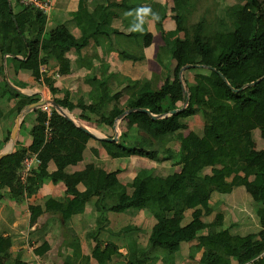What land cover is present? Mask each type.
<instances>
[{
  "label": "trees",
  "instance_id": "1",
  "mask_svg": "<svg viewBox=\"0 0 264 264\" xmlns=\"http://www.w3.org/2000/svg\"><path fill=\"white\" fill-rule=\"evenodd\" d=\"M87 1L79 0L77 11L68 15L70 26L66 20L48 29L45 12L21 5L19 0H0V102L5 109L4 119L12 118L13 123L28 104L38 101L37 95L24 96L8 82L31 63L37 66L30 73L33 83L44 85L58 106L86 125L111 127L128 109L143 108L153 115H165L153 120L146 113H130L120 121L118 140H101L100 144L110 159L139 157L177 166L166 175L156 168L140 169L129 190L117 180V171L106 172L98 165L88 164L81 171L69 173L70 166L82 161L92 137L51 108L48 121L51 137L45 141L47 113L39 108L27 114L34 119L33 125L23 119L12 153L0 160V201L22 203L50 181L62 185L64 197L71 196V200L60 210L64 198L58 202L47 198L44 209L35 206L31 210L30 225L43 211L59 209L62 220L70 219L81 214L85 203L93 199L95 210L102 211V216L96 219L98 225L107 223V213L142 210L153 216L156 223L148 234L147 247L140 250V256L135 255L134 263L128 264H174V254L188 240L184 225L187 211H191L193 222L208 217L213 213L212 196L225 198L238 187H244L245 193L264 207V150L254 149L253 138L258 131L264 141V0H235L231 6L214 0L213 10L205 11L212 17L208 19L203 13L196 21L191 19L196 0H171L173 30L164 29L163 7L153 16L165 40L156 53L162 71L144 81L124 76L114 84L107 68L98 72L94 67L95 60L99 62L97 55L86 58V64L83 55L80 63L90 71L86 79L89 90L85 99L73 104L68 89L58 86L56 81L59 78L56 75L70 72L66 51L81 54L92 35H96L100 41L105 40L109 50L124 55L130 50L118 42V38H123L135 44L137 52L133 50L130 54L142 60L143 50L152 43V34L146 31L140 35L134 31L124 34L109 24L111 13L134 9L128 0L119 3L106 0L104 6L98 5L92 12L87 10ZM123 15L127 26L126 14ZM136 24L137 20L132 28ZM74 27L82 34L81 43L71 35ZM44 41L51 49L43 48ZM51 59L57 70L52 71L48 65ZM186 65L205 68L183 71L186 87L183 91L179 72ZM39 67H43V73ZM257 80L260 81L248 86ZM186 100L182 111L167 116L170 111L181 109ZM197 114L202 118L203 132L191 127V119ZM12 128L13 125L0 137V152L8 143ZM130 129L135 130L134 136L130 135ZM28 138L30 143L25 147ZM173 143L177 148L172 147ZM149 144L157 148H150ZM28 154H36L40 164L22 184L19 172ZM50 164L55 167L52 172L48 171ZM205 168H210L209 174L203 173ZM79 185L83 191L78 190ZM255 215L258 227L251 229L243 226L242 213L237 224L225 229L222 212L212 222H204L202 231L189 242L203 250L197 264H232V259L240 261L243 255L248 264H264V209ZM132 229L124 227L121 233ZM11 245L10 237L0 239V264H27L19 257H10ZM93 249L99 264H110L119 255L113 243L103 245L98 241Z\"/></svg>",
  "mask_w": 264,
  "mask_h": 264
},
{
  "label": "crops",
  "instance_id": "2",
  "mask_svg": "<svg viewBox=\"0 0 264 264\" xmlns=\"http://www.w3.org/2000/svg\"><path fill=\"white\" fill-rule=\"evenodd\" d=\"M40 1L49 3V8L47 12H45L49 20L48 29L50 26H54L57 22H65L69 14L77 11L79 3V0ZM110 1L119 3L121 0ZM128 2L131 4H129L130 6L134 7L133 10L130 12H120L118 10V14L111 13L109 15L111 21L109 24L119 32L129 34L131 31H134L135 34L140 35L142 32L146 31L147 33L152 34L151 31L144 29V27H139L140 21H144L148 16L153 19L154 14H156L161 7H163V14H166L164 24L168 25V28L164 27V29L166 31L174 29V23L172 22L169 13V10L172 7L171 0H128ZM152 2L156 3L157 7L153 13L147 14L150 13L148 12V8ZM104 3H106V0H88L86 7L89 12H92L96 6H104ZM235 3L236 2L233 4ZM166 4L167 6L169 5L170 8H167ZM123 13L126 14L127 26L122 20L124 19ZM135 20H137V24L132 28ZM69 21L70 19L66 21L68 26L71 25ZM138 27L140 28L139 30H141L140 33H137L136 31ZM71 35L78 43L82 42L83 37L78 28H72ZM118 42L121 43L122 48L129 47V49L133 51L131 43L129 44L126 40H123V38H118ZM151 45L146 49L151 48ZM42 46L44 49H51L50 44L45 41L42 43ZM81 54L77 53L75 50L65 52L64 56L70 63V72L67 75L59 76L56 80L58 86L68 89L73 104H76L80 98L85 99L89 90L86 79L90 74V71L82 67L80 63V58L83 55H85L83 56L85 59H90L94 54L97 55L99 62H96L95 60L94 67L98 72H104L107 68L109 75H113L114 77L111 79L114 84L117 80L122 81L124 76L130 78L129 76L124 75L122 67L116 68L108 62L109 60L107 61L109 56L111 59L114 57L113 54L117 55L118 53L116 50H109L105 40L100 41L96 35H92V40ZM4 58L5 64L7 57L5 56ZM86 63L87 59L85 61V64ZM48 65L51 67L52 71L57 70V64L53 59L50 60ZM36 67V65L28 63L23 71H20L18 75L11 77V81L8 79V76L7 79L9 84L20 94L24 96L37 95L39 101L43 98V92L46 91L48 93V90L44 85L39 86L33 83L30 73ZM40 69H43V67H39V72ZM27 84H29V86L21 88L23 85ZM57 96L61 97L62 94H58ZM63 111L73 120L74 124L77 126L81 125L94 134V137L91 136L92 138H90L86 144V150L83 153L82 161L75 166H70L68 169L69 173L81 171L84 169V166L88 164L98 165L106 172L117 171V180L129 190L131 188L132 180L140 169L156 168L159 172L166 175L170 170H173L177 166L176 164H169L168 162L158 164L139 157L110 159L100 144V138H110L111 134V136L116 135L119 137L121 133V129L119 128L120 121L117 123L116 129H114V124L111 127L110 125H96L92 128L77 119L74 114L69 113L65 109H63ZM4 116L5 109L0 102V137L4 135L5 130L12 125L14 126L15 123V120L12 123V118H7L5 120ZM197 116L202 119L199 114H197L196 117ZM24 118L28 125L34 124L33 118H30L27 115L24 116ZM202 125L203 126L200 129L201 132H203L204 129V124ZM129 133L130 135L132 134L131 136H134L131 129L129 130ZM253 138L254 149L257 151L264 150V141L260 138L258 131H255ZM29 143L30 140L28 138L23 145L26 147ZM6 144L2 147L1 152H3ZM172 147L177 148V144L173 143ZM54 169V165L50 164L48 171L52 172ZM203 173L209 174L210 168H205ZM78 190L83 191V186L79 185ZM49 197L54 198L56 202L64 198L60 210L66 208L71 200V196L64 197V188L62 185H54L50 181H46L42 184L35 195L25 199L22 203L0 201V239L5 237H10L12 239V245L8 250L11 258L14 259L19 257L27 264H48L47 261L53 262L52 260H55L57 264H99V258L94 255L93 248L96 243L100 241L103 245L113 243L118 247L119 255L114 256L113 261L110 264L134 263L135 255L140 256V250L147 247L148 234L156 223L153 216L141 210L131 213L129 216L130 219L125 221V225L122 224L123 221L116 213H107L105 215L107 223H99L98 225L96 219L102 216V211L97 212L95 210L96 200L93 199L85 203L84 210L81 214L74 215L70 219L62 220L60 218L59 209L53 212L43 211L35 223L30 225L29 219L31 210L35 206H40L44 209V202ZM211 206L213 213L199 221H192L191 211L184 213V225H186L185 230L188 240L183 242L180 246V250L174 254V264H197L201 258L203 250L199 245H194L189 242L195 234L202 231L203 223L212 222L217 213H224L223 229L229 227L231 224H237L240 213H242V220H240L242 221L243 226L247 229H251L253 227H258L255 212L264 209L258 199L252 200L245 193L244 187L234 189L231 193L227 194L225 198L212 196ZM119 224H122V227L119 228ZM98 226H100L99 229H97ZM127 226H131L134 229L126 233H121V229ZM74 244L78 245V249H76ZM248 263L249 261L246 255H243L240 258V261L232 259V264ZM156 264L161 263L157 262Z\"/></svg>",
  "mask_w": 264,
  "mask_h": 264
},
{
  "label": "rangeland",
  "instance_id": "3",
  "mask_svg": "<svg viewBox=\"0 0 264 264\" xmlns=\"http://www.w3.org/2000/svg\"><path fill=\"white\" fill-rule=\"evenodd\" d=\"M213 1L214 0H196V2H194V6L192 8V14H191V19L192 21H196L198 17H200V15H202L203 13L206 14V9L210 10V12L213 10ZM223 2L224 5H232L235 0H221ZM170 4V3H169ZM167 6V4H166ZM157 7L156 3L150 4L149 8H148V12L147 14H151L154 12L155 8ZM169 7V5L167 6V8ZM170 8V7H169ZM170 13V12H169ZM171 15V13H170ZM207 18L210 19L211 13H207ZM139 27H144V29L151 31L153 36H152V47L149 49H144L143 50V56L144 58L142 60H138L136 57H134L132 54H130L131 49H129L130 51L127 50V53H125L124 55H120V54H113L114 57H112L110 59V56L108 57L107 61L109 63L112 64V66L116 67V68H121L122 67V71L124 73V75L129 76L130 78H132L133 80H139V81H144L146 79H149L152 77L153 74L158 73L161 71V67L158 64V62L156 61V53L159 50L160 46H163L165 44V40H164V36L161 34V32L159 31L158 27L155 25L154 23V19H152V17H147L144 21L142 20V22L140 21V26ZM138 27V29L136 30L137 33H140L141 30H139L140 28ZM164 27L168 28L167 24H164ZM122 45L124 46V44L122 43ZM134 52L137 51V48L135 46L134 43H131ZM192 76V75H190ZM131 79V80H132ZM182 84H183V80H182ZM184 85V84H183ZM45 93H47L45 91ZM48 94V93H47ZM46 94V95H47ZM48 99H51L48 97ZM191 127H193V129H196L197 131L200 132V129L202 128V119H200L199 116H195L191 119ZM88 127H92L93 126H89ZM117 128V127H116ZM132 133H135L134 129H131ZM132 135V134H131ZM150 148H157L155 145L153 144H149ZM151 149V150H153ZM216 196H219L217 194H215ZM131 211H127L124 214H118L120 219L123 221L122 224L125 225V221H128L130 219V213ZM225 217V216H224ZM129 223V222H128ZM122 224H119V228L122 227ZM128 225V224H126ZM53 262H48V264H57L55 262V260H52Z\"/></svg>",
  "mask_w": 264,
  "mask_h": 264
},
{
  "label": "water",
  "instance_id": "4",
  "mask_svg": "<svg viewBox=\"0 0 264 264\" xmlns=\"http://www.w3.org/2000/svg\"><path fill=\"white\" fill-rule=\"evenodd\" d=\"M192 67H200V68H205L204 66L202 65H186L184 66L183 68L180 69V72H179V78H180V81L182 82V73L183 71L189 69V68H192ZM208 69H212L211 67H207ZM222 77V75H221ZM260 80H257L251 84H249L248 86H253L255 85L256 83H258ZM182 89L183 91L186 90V87L182 84ZM234 90V89H233ZM234 91H237V90H234ZM46 105H49L51 106V108L55 109L61 116H63L64 118H66L67 120H70L73 122V120L67 115L64 113L63 109L58 106V104H56L54 102V100L52 99H40L39 101L37 102H34V103H30L28 104L20 113L19 115L16 117L15 119V123H14V126L12 128V131L10 133V137H9V141L8 143L6 144L3 152L0 153V160L6 156V155H9L12 153L13 149H14V146H15V143H16V140H17V136H18V132H19V128H20V124H21V121L22 119L24 118V116H26L28 113L32 112L33 110H36V109H39V108H42ZM187 105V100L186 102L183 104L182 108L181 109H177V110H172L169 112V114L167 116H170V115H173V114H176L177 112L179 111H182ZM133 112H142V113H146L150 116L151 119L153 120H156V119H162L164 117H166L165 115H153L151 114L147 109H143V108H138V109H128L126 111H124L122 114H120L115 122H114V129H116V125L119 121H121L125 116L129 115L130 113H133ZM81 130H83L86 134H88L89 136H92L94 137V134L88 130L87 128L79 125L78 126ZM100 140L102 141H107V142H116L118 140V137L115 135L113 136L112 138H100Z\"/></svg>",
  "mask_w": 264,
  "mask_h": 264
},
{
  "label": "built area",
  "instance_id": "5",
  "mask_svg": "<svg viewBox=\"0 0 264 264\" xmlns=\"http://www.w3.org/2000/svg\"><path fill=\"white\" fill-rule=\"evenodd\" d=\"M19 3L24 6H30L34 7L36 9H39L43 12H47L49 8L48 2H42L40 0H19ZM40 73H43V69H40ZM58 78L59 75H56ZM43 92V98L48 100V94ZM43 110L47 113V121H46V129H45V141H48L51 137V128L48 125V121L50 119V113H51V106L46 105L42 107ZM40 164L37 155L36 154H28L21 164V169L19 172V181L23 184L25 183L27 177L31 174L32 170L37 168V166Z\"/></svg>",
  "mask_w": 264,
  "mask_h": 264
}]
</instances>
